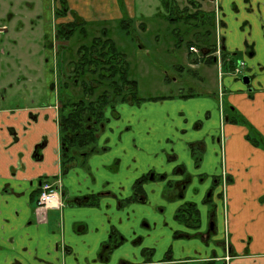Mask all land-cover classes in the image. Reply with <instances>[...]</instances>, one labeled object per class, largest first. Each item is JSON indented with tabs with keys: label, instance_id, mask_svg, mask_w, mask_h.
I'll return each instance as SVG.
<instances>
[{
	"label": "crops",
	"instance_id": "0c3cea01",
	"mask_svg": "<svg viewBox=\"0 0 264 264\" xmlns=\"http://www.w3.org/2000/svg\"><path fill=\"white\" fill-rule=\"evenodd\" d=\"M62 1L66 2L67 12L65 10L61 17L57 12L62 10ZM231 1L237 2L242 10L239 17L243 19L245 5L243 0H226L225 9L231 21L228 46L233 50L243 47L246 32H241L239 28L241 20L233 19L234 15L229 10ZM258 2L264 4V0H251L253 6ZM135 3L136 0H123L122 8L119 0H46L45 20L46 23H67L75 14L94 24L145 19L143 7L137 9ZM29 5L32 8L34 2L30 1ZM157 15L153 17H159ZM249 18L252 20L255 16ZM14 20L15 14H12L10 22ZM139 24L147 25L144 22ZM255 25L258 28L257 23ZM257 31L254 40L261 39L259 28ZM0 32H4V28ZM259 42L260 47H264V42ZM226 85L229 92L227 102L264 137V79L263 87H256L253 97L244 92L241 84H233L229 80ZM37 86L32 87L36 90L33 95L39 90L44 91L47 97L43 103L34 100L25 105L0 104V264H33L36 261L32 259L34 255L40 259L34 264L93 262L108 240L112 225L127 236L131 233L125 213L118 212L116 201L106 192L125 199L130 196L135 181L147 172L155 170L157 174L172 175L177 165L189 164L182 151L189 152V145L203 141L207 149L202 166L196 170L190 162L189 169L195 188L200 185L199 175L208 177L203 186L206 188L213 177L221 174V160L225 156L229 178L226 190L228 213L225 216L224 209L221 210L220 221L224 216V226L229 232L228 245L232 253L227 264H264V150L247 140L248 129L245 126L232 122L230 118L223 123L220 107L213 105L212 97L179 96L141 108L122 106L121 121L113 123V132L108 131L100 142V146H106L110 139V150L91 155L87 168L72 170L62 176L58 98L49 88L35 89ZM16 89H20V85H14L12 91ZM200 120L203 121L202 126L194 131L192 124ZM190 130L194 134L204 131V136L189 139ZM43 140H46L47 146L38 163L33 158V152ZM171 149L180 156L177 163L167 160V152ZM117 160L118 165L112 168ZM44 174L59 178L65 208L62 212L51 211L48 222L39 225L28 208L34 207L32 195L36 191V181ZM173 179L180 180L181 177ZM165 184L156 182L146 186L148 203L131 208L136 213L133 218L135 225L145 219L151 223L158 220L162 211L172 222L174 209L170 213L166 210L181 205L176 201L171 204L164 201ZM204 191L196 196L190 190L185 198L189 202L201 201ZM72 197H90L96 199L94 202L97 204L71 207L67 199ZM123 221L125 223H121ZM168 238L169 235L160 246L145 244L146 247L156 248L154 261L144 258L142 248H132L128 244L117 252L109 264H121L122 258H127L130 261L128 264L164 263L170 245ZM57 243L67 244L73 250L67 256L63 252L58 253L54 250ZM55 257L60 259L56 261ZM221 257H227L224 246ZM93 264L102 263L97 261Z\"/></svg>",
	"mask_w": 264,
	"mask_h": 264
},
{
	"label": "flooded vegetation",
	"instance_id": "af4514ba",
	"mask_svg": "<svg viewBox=\"0 0 264 264\" xmlns=\"http://www.w3.org/2000/svg\"><path fill=\"white\" fill-rule=\"evenodd\" d=\"M211 4L214 3V9L209 11L210 17L215 18V30L210 31L211 42L210 47L205 46V39L203 42L196 43V39L199 37L196 33L185 34L188 42H195L197 46L189 47V56L192 55L193 62L198 64H218L220 70L224 66L232 67V73L227 72L228 78L233 82V84H241L244 87V92L253 97L256 87H263L264 79V58L260 57L259 49L260 42H264V4L258 2L255 6L251 3V0H243L245 5L244 7V19L239 16L242 14V10L238 7L236 1L230 2L229 10L234 15L233 19L237 21L241 20L240 30L241 32H246L245 43L243 47L231 48L228 46V40L230 38V17L229 13L225 9L226 0H204L203 3ZM198 5V4H197ZM181 7V6H180ZM186 7V6H185ZM181 7V8H185ZM217 10V12L215 11ZM255 16V22L249 17ZM243 19V20H242ZM11 21V15L9 17V22ZM11 23V22H10ZM261 32V39L254 40L253 36L256 31V25ZM103 27L100 30V35L94 33H89L87 30L94 29L95 26ZM107 24H98L88 23L82 20L81 18L75 15L71 21L67 23H56L57 33L53 34V38L50 37L51 34L46 33L42 37L43 45L42 53L44 56L39 54L42 60V67L46 75V83L43 88H49L51 91L56 93L58 98V114L59 119V135H60V164L62 167V176H66L70 171L76 169H85L88 167L89 159L91 155L96 154L97 152H108L110 150V139L107 140L106 146H100V142L103 140L106 133L113 132V123L119 122L122 119V106H129L132 108H141L149 103H157L164 100H170L173 96L152 98L150 100L140 97L139 86L135 79L131 77L134 84H125L123 82V76L119 74V77H116L115 80L117 84H111V80L104 81L105 83H100L97 81L98 75L101 73L100 70H106L103 68L106 66L102 55H105L109 51V44L111 40L115 43L116 41L111 37V33L105 29ZM129 27L128 23L125 24ZM99 26V27H100ZM5 27V26H3ZM142 30H145V26H140ZM122 32L121 28L118 27ZM2 29V28H1ZM4 31L5 28H4ZM179 35L183 32L181 28ZM223 34V35H222ZM108 35V36H107ZM57 43L55 44V42ZM101 41V42H99ZM179 46L183 43V39L178 37ZM54 42V44H52ZM100 44H99V43ZM187 42V43H188ZM51 43V44H50ZM69 44L71 47L69 48ZM55 45V46H54ZM191 48H194L195 51H191ZM120 55H124L125 63L127 64V70L130 71V61L125 53H122L119 48H116ZM240 55L243 56V59H237ZM100 59L99 63H95L96 60ZM238 60V61H237ZM102 63V64H101ZM99 64V65H97ZM234 64H237V67H234ZM40 66V67H41ZM125 66V65H124ZM41 67V68H42ZM240 70L242 74L239 73ZM239 74V75H238ZM106 76H110L109 71L105 73ZM224 74H220L222 79L221 84H225L223 79ZM27 80V78H26ZM26 80H24L26 82ZM4 86L0 87V102L5 103L4 101L8 99L9 92L13 89L14 85L19 86L20 89L26 87L27 84H3ZM18 89L17 91H19ZM221 93L219 96V107L221 110L223 123L230 118L232 122H235L239 125L242 122L241 126L247 125L251 126L258 136H255L257 140L264 141V137L258 130L250 124L247 119L240 113L234 106H230L227 102L225 103L224 97L229 94L227 86L220 89ZM33 91L30 90L28 94L24 95L22 100H27L30 98V95H33ZM46 91V90H45ZM44 91L39 93V96L43 97L46 100V94ZM228 93V94H227ZM13 97V96H12ZM180 97H195L193 94L182 95ZM71 100L72 103H76L80 106H88L90 109L84 110V118L88 120L91 124L90 128H93L96 133V146L95 149L90 147L85 149L71 148L69 149V142L72 141L69 134L63 135L61 132L60 121L62 114L64 113V106L66 100ZM211 99H214L213 97ZM33 99L32 101H34ZM43 100V101H44ZM31 101V102H32ZM6 104V103H5ZM227 108V110H226ZM77 111H82V108L76 107ZM230 111L227 114L226 111ZM233 113L232 117L231 114ZM206 117H209V114H206ZM246 121L247 124H244ZM203 124V121L200 120L196 122L195 128L199 129ZM246 127V126H245ZM250 129V128H249ZM249 134V132H248ZM252 145L261 148L264 150L262 145ZM47 142L43 140L36 145L33 158L38 163L41 162L42 151L46 148ZM199 149V154L201 158L197 159L195 163V169L198 170L202 166V162L206 156V143L205 141L200 142L196 145H189V152H192V155L196 154V149ZM167 160L172 163H177L179 160V155L175 153L174 150L167 152ZM224 154V153H223ZM221 174L219 177H213L210 180V184L206 187L205 183L208 179L204 174L199 175V187L194 188L193 192L195 195L203 192V199L201 203L203 206H208L209 213L211 215L209 223L207 226L202 222L203 218L201 211L198 208V205L193 201H188L183 205L179 206L176 210L174 217L171 221H168L165 216V212L162 211V214H158V220H154L152 223L145 219L140 221L135 225V220H133L136 215L131 208L135 205H144L148 203V194L146 186L156 182H165V187L163 190V199L167 203L174 202L185 198L186 192L190 188L193 177L192 175L186 172L184 165L179 164L174 169L172 175L168 176L166 174H157L155 170H151L141 176L135 181L131 188V193L128 198L122 199L117 194L106 192V194L116 201V208L118 212L125 213L126 223L130 226L129 230L131 233L127 236L115 225H112L109 233V238L101 246L100 252L97 255V259L93 262H88V264H93L95 262H101L102 264H109L114 260L115 255L118 251L126 248L129 244L132 248H142V254L146 260H152L154 254L156 253L155 247H146L145 244H155L160 246L163 240L166 239L169 235V249L167 255L165 256L164 263H170L173 261L175 256L180 257L184 260H192L203 264H217L219 262H224L227 264L230 261L231 248L228 245L229 242V232L228 227H225V239L223 240L220 236V231L218 228V212L220 209V203L223 202L224 213L227 216L228 213V201L226 197V190L229 183L228 171L225 164V156H222L221 160ZM119 163V160L114 162L112 168L116 167ZM181 177L180 180H175L173 178ZM37 187L36 191L32 196H34V207L28 208L29 211L32 210L33 215L37 224L42 225L46 224L50 217L51 211L62 212L65 208L64 194L61 190V183L56 178L47 176L46 174L39 176L37 178ZM50 185L52 190L56 193V205L44 208L40 206V196L42 187L44 185ZM219 188V190H218ZM18 195V194H16ZM21 195V194H20ZM19 195V196H20ZM71 195V194H69ZM21 197V196H20ZM69 206H83V205H93L97 204L96 199H91L90 197H85L84 199H78L72 197L67 199ZM195 205L197 215H192L193 219L188 220L187 218H179L178 214L180 209L186 205ZM29 207V205H28ZM130 209V210H129ZM129 210V211H128ZM189 217V214H186ZM165 216V217H164ZM121 223H125L124 221ZM227 225V223H226ZM159 230L161 233L159 234ZM189 246V247H188ZM225 247L227 252V257L222 258L221 252ZM189 248V251L187 248ZM56 252H63L64 254H69L73 248L67 244H55ZM36 261H40L37 255H34L33 258ZM60 258L55 257V260L58 261ZM34 261L33 264L36 262ZM54 262V261H53ZM130 261L127 258H122L121 264H128ZM20 264V263H19ZM55 264V263H54Z\"/></svg>",
	"mask_w": 264,
	"mask_h": 264
},
{
	"label": "rangeland",
	"instance_id": "374dc122",
	"mask_svg": "<svg viewBox=\"0 0 264 264\" xmlns=\"http://www.w3.org/2000/svg\"><path fill=\"white\" fill-rule=\"evenodd\" d=\"M30 1L34 2L32 8L29 5ZM187 1L188 0H179L180 6H187ZM135 4L137 9H139L140 6L143 7L142 12L146 16L145 19L140 20L138 18L132 22L128 21L129 27L127 26L126 29H121L122 32L118 27L126 26L125 21L107 23L105 29L111 33V37L118 43L117 47L119 50L125 53L129 58V72L131 77L138 83L140 97L150 100L152 98L167 96L179 97L193 94L195 97H213L214 99L211 100L213 105H219V101L217 100L221 93L220 89L222 86H227L226 82L230 79L226 75L228 74L227 72H231L233 68L227 65L224 66L221 71L218 64L194 63V57L188 55L189 44L187 43L188 40L184 32H181L179 36L181 26L172 24L162 17H153L155 14L165 11L161 0H136ZM45 5L46 0H0V29L5 28L6 30L0 32V87L4 86L3 84L10 83L27 84L26 87H22L19 91H17V89L15 92L11 90L8 99L4 101L6 104L14 105L20 103L21 105H25L30 104L33 99L40 103L45 102L44 98L39 96L40 90L37 91L35 95H30V98H27V100H22L25 94H28L30 90L32 91V87L38 85V88L35 89L42 90L46 83V75L41 66L43 62L39 56V54L43 56L45 54L44 52L42 53V37L48 32L51 34L50 37H52L55 32L57 33V28L55 21H48V23H46L47 20H45V15L47 11ZM201 9L209 13V11L214 9V3H203ZM138 11L137 14H139ZM215 11L217 12V10ZM12 14H15V20L10 23L9 17ZM125 18L128 20L127 17ZM141 22L147 24L143 25L145 26V30L141 29L140 26L142 25L139 24ZM99 26H95L94 29L87 31L99 36L100 30L103 28ZM257 29L258 28H256V34L258 32ZM178 37L184 40L179 46L177 45L179 42ZM56 43L57 41L55 44ZM52 44H54V42ZM70 47L71 44H69V48ZM258 49L260 57L264 58V47L261 46ZM237 59H243V56L240 55ZM235 66L237 67V64H234V67ZM240 72L239 74L241 75L242 71L240 70ZM221 73L225 76L223 79L225 84H221ZM24 80H26V82ZM223 101L227 103L226 96ZM5 103L0 102V104ZM228 112L230 111L228 110L225 113L230 114ZM231 116L234 117L233 113ZM241 124L242 122L239 123V125ZM194 126L195 125L192 124L191 127L195 131L196 128ZM245 126L249 134H251V139L253 141H258L253 131H250L247 125ZM190 133L191 136L189 139H200V137L204 136V131L199 134H194L190 130ZM195 152V155H192V152L189 154V152L185 151H182L181 154L187 158L189 164L192 162L193 165H195L197 159L201 158L198 148ZM183 165L186 172L192 175L189 169L191 168L190 165ZM194 188V182H192L189 189L193 191ZM189 189L186 195L190 193ZM176 202L178 205H183L188 202V198H183ZM193 202L198 205L203 218L202 222L207 226L211 217V215L208 214V206L206 209V206H203L201 201ZM171 203L173 202H170V204ZM177 207L168 208L166 212L170 213L174 209L175 214ZM220 209H224L223 202L220 203ZM221 210L218 212L219 222L217 226L220 231V236H223L222 239L224 240L225 222L224 216L220 221ZM150 261L154 260L152 259ZM160 264L203 263L192 260L183 261L180 257L175 256L172 262ZM217 264L225 263L219 262Z\"/></svg>",
	"mask_w": 264,
	"mask_h": 264
},
{
	"label": "trees",
	"instance_id": "16d2710c",
	"mask_svg": "<svg viewBox=\"0 0 264 264\" xmlns=\"http://www.w3.org/2000/svg\"><path fill=\"white\" fill-rule=\"evenodd\" d=\"M204 0H188V5L185 8H181L179 4V0H161V3L163 7L165 8L164 12H160L157 16L165 18L168 22L172 24H178L183 29L184 34H190V33H196L199 37L196 39V43L203 42V39H205V46L210 47L211 42V36L210 31L211 27L213 30H215V18L208 13H206L205 10L201 9L203 6ZM62 10L58 11V16H63L65 14V10L67 9L66 2L62 1ZM119 5L124 8L123 0H119ZM198 4V5H197ZM67 12V10H66ZM76 15V14H75ZM126 23V22H125ZM127 26H122L121 29H126ZM108 36V35H107ZM180 36V35H179ZM184 41V40H183ZM101 42V41H99ZM98 42V43H99ZM195 42H188L189 47L197 46ZM109 44V51L102 55L103 59L106 60L103 68L106 70L105 73L109 71L110 76H106L105 73H103L104 70H100V74L98 75L97 81L102 83H105L104 81L111 80V84L118 82L115 80L116 77L123 76V82L125 84H134L132 82L129 71L127 70V64L125 63V57L124 55H120V53L117 51V47L115 46V43L111 40ZM100 44V43H99ZM101 60L98 59L95 61V63H99ZM102 64V63H101ZM99 65V64H97ZM125 65V66H124ZM120 76V77H121ZM122 78V77H121ZM82 108V111H77L76 107ZM64 109V113L62 114L61 121H60V127L61 132L63 135L69 134L70 138H72V141L69 142L68 147L71 148H79V149H85V148H91L95 149L96 144V133L93 131V128H90L91 124L88 122L86 118H84V110L90 109L91 107L88 106H80L76 104L75 102L72 103L71 100H66L64 106H62ZM244 124H247L246 121ZM250 131L252 130L253 133L257 135V132L249 126ZM251 134H248L247 140L252 142L255 145H262L264 147V141L261 140L260 137H258L260 140L253 141L251 139ZM264 149V148H263ZM95 205V204H93ZM186 214H189L187 217ZM179 218H187L188 220L193 219L192 215H197L198 213L196 211L195 205H186L182 209H180Z\"/></svg>",
	"mask_w": 264,
	"mask_h": 264
},
{
	"label": "built area",
	"instance_id": "2783aa9c",
	"mask_svg": "<svg viewBox=\"0 0 264 264\" xmlns=\"http://www.w3.org/2000/svg\"><path fill=\"white\" fill-rule=\"evenodd\" d=\"M191 51H195L194 48H191ZM196 52V51H195ZM56 193L52 190L51 186L46 184L42 187L40 196V206L44 208H49L56 205Z\"/></svg>",
	"mask_w": 264,
	"mask_h": 264
}]
</instances>
